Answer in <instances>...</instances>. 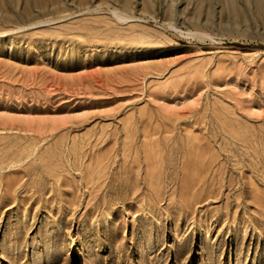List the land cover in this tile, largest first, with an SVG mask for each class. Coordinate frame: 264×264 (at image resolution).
I'll use <instances>...</instances> for the list:
<instances>
[{
	"label": "rangeland",
	"instance_id": "rangeland-1",
	"mask_svg": "<svg viewBox=\"0 0 264 264\" xmlns=\"http://www.w3.org/2000/svg\"><path fill=\"white\" fill-rule=\"evenodd\" d=\"M188 1L0 20V264H264V0Z\"/></svg>",
	"mask_w": 264,
	"mask_h": 264
},
{
	"label": "bare ground",
	"instance_id": "bare-ground-1",
	"mask_svg": "<svg viewBox=\"0 0 264 264\" xmlns=\"http://www.w3.org/2000/svg\"><path fill=\"white\" fill-rule=\"evenodd\" d=\"M100 2H104V4L107 6V9L118 21L119 20L122 21V19L126 18L125 15L123 14L124 11L135 10L136 7L134 4L138 2L142 4V8L144 10H146L150 6L153 9V12L155 13L154 16L156 18L158 16L156 13L157 5L153 3L152 0H100ZM188 2H191V0H189ZM261 2L259 4H262ZM79 3L81 4L82 0H79ZM111 4H116V5L114 6ZM255 5H256V0H255ZM263 7H264V1H263ZM68 8L69 5L67 4V0H0V20L3 22H12L17 25L19 24L23 25L26 23H31L32 20L39 18L43 15H47L49 13H53V14L57 13L59 15V12L61 10L67 11L66 9ZM160 8L163 12V16L167 15L169 17V15H171V13L173 12L171 11L170 13L167 10V8L164 9H162V7Z\"/></svg>",
	"mask_w": 264,
	"mask_h": 264
}]
</instances>
